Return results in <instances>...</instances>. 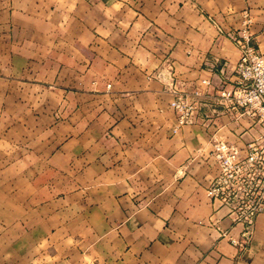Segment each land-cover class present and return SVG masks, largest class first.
<instances>
[{
	"label": "crops",
	"instance_id": "0c3cea01",
	"mask_svg": "<svg viewBox=\"0 0 264 264\" xmlns=\"http://www.w3.org/2000/svg\"><path fill=\"white\" fill-rule=\"evenodd\" d=\"M244 29L264 54V0H0V264H264V213L246 238L207 195L214 142L263 130L210 103L172 133Z\"/></svg>",
	"mask_w": 264,
	"mask_h": 264
},
{
	"label": "built area",
	"instance_id": "2783aa9c",
	"mask_svg": "<svg viewBox=\"0 0 264 264\" xmlns=\"http://www.w3.org/2000/svg\"><path fill=\"white\" fill-rule=\"evenodd\" d=\"M235 43L240 55L230 77L221 72L215 88L211 80H200L190 92L172 91L175 97L171 108L176 115L173 134L195 125L201 109L214 103L225 111L249 117L264 135V54L250 45L247 29L241 31ZM211 155L218 171L207 195L243 226L249 238L256 218L264 213V136L250 142L244 154L233 144L216 141Z\"/></svg>",
	"mask_w": 264,
	"mask_h": 264
},
{
	"label": "rangeland",
	"instance_id": "374dc122",
	"mask_svg": "<svg viewBox=\"0 0 264 264\" xmlns=\"http://www.w3.org/2000/svg\"><path fill=\"white\" fill-rule=\"evenodd\" d=\"M212 81V80H211ZM220 81V80H219ZM218 85H219V82L217 83ZM212 85H213V87L215 88L216 86H214V84H213V82H212ZM212 89V88H211ZM211 92H213V90L211 91ZM2 195V194H1ZM1 195H0V198H1ZM0 217H1V214H0ZM3 228V225H2V223L0 222V230Z\"/></svg>",
	"mask_w": 264,
	"mask_h": 264
}]
</instances>
